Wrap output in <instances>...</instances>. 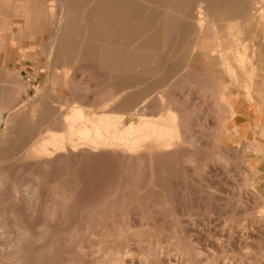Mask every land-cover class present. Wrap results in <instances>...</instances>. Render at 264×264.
Masks as SVG:
<instances>
[{
	"label": "rangeland",
	"instance_id": "1",
	"mask_svg": "<svg viewBox=\"0 0 264 264\" xmlns=\"http://www.w3.org/2000/svg\"><path fill=\"white\" fill-rule=\"evenodd\" d=\"M57 5L0 0V264H264V191L227 137L230 87L264 97V24H249L253 49L241 20L207 21L211 42L189 41L183 72L118 93L64 59ZM223 34L232 71L202 57ZM122 93L149 96L144 120ZM131 121L149 130L143 144Z\"/></svg>",
	"mask_w": 264,
	"mask_h": 264
},
{
	"label": "bare ground",
	"instance_id": "2",
	"mask_svg": "<svg viewBox=\"0 0 264 264\" xmlns=\"http://www.w3.org/2000/svg\"><path fill=\"white\" fill-rule=\"evenodd\" d=\"M57 1L59 10L52 15V20L57 21L54 30L64 32L57 38L59 40H56V45L64 49L62 53L65 56L64 59L84 64L91 71L101 70L106 77L107 85L118 93L122 92V85L124 88H134L144 84H146L145 92L147 93L153 88H158L160 84L168 82L174 73L181 72L184 67L187 68L189 65L186 61H189L190 55L189 41L193 46L192 49L195 48L196 40L211 42L210 31H207V28L202 30L207 21V24L211 25L218 23L220 18L241 20L240 26L243 27V32L238 33L240 35L248 33L251 43L254 39L256 40L253 43V49L258 45V39L254 37L257 31L253 29L250 32L249 24L251 26L255 21H258L260 26V23L264 24V0H90L84 6L81 4L83 9L80 8L81 0ZM87 4H90L88 9H86ZM19 8L23 7L19 6ZM27 12H33L31 7ZM223 36L214 37L212 40L214 50L205 52L202 57H204L205 65L219 57L224 69L232 71L228 57L230 49H221L223 39L227 38L224 34ZM1 42L0 40V44ZM191 58L193 60V57ZM169 61H171L170 65L167 64ZM154 75L162 76L163 82L152 81L151 78ZM141 97L143 96L136 94L124 96L122 93L115 103L130 109L133 107L130 116L144 120L140 112L149 101H145L149 99V96H146V99ZM140 98L141 102L135 105ZM159 119H162V115L154 121ZM117 121V118H110V123H117ZM65 124H68L67 118ZM143 124L137 126L132 121L130 125L128 124L127 130L133 131L136 146L143 144L149 134V130ZM174 137L176 135L171 128L167 138L174 139ZM37 145L38 142L32 144L31 149L37 148ZM10 148V146H2L0 151L5 153L10 151ZM75 150L76 147L70 149L72 153Z\"/></svg>",
	"mask_w": 264,
	"mask_h": 264
},
{
	"label": "crops",
	"instance_id": "3",
	"mask_svg": "<svg viewBox=\"0 0 264 264\" xmlns=\"http://www.w3.org/2000/svg\"><path fill=\"white\" fill-rule=\"evenodd\" d=\"M247 84L250 87L251 83ZM238 86V82L234 83L227 92L232 108L227 137L232 146L244 152L256 182L264 191V97L249 98Z\"/></svg>",
	"mask_w": 264,
	"mask_h": 264
}]
</instances>
